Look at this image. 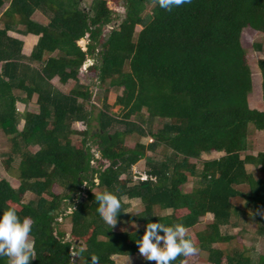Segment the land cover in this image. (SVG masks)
Segmentation results:
<instances>
[{
    "label": "trees",
    "instance_id": "trees-1",
    "mask_svg": "<svg viewBox=\"0 0 264 264\" xmlns=\"http://www.w3.org/2000/svg\"><path fill=\"white\" fill-rule=\"evenodd\" d=\"M83 1L9 0L2 8L0 0V132L9 145L2 163L9 171L17 161L19 180L13 187L0 179V214L15 208L35 222L30 264H91L92 254L117 264L114 256L139 253L149 222L191 229L198 251L174 264H264V253L242 242L250 221L254 237L264 236V149L247 152L251 133L264 130V108L249 106L251 69L240 41L250 27L263 35L253 47L264 50V0H191L171 12L154 0H124L121 17L118 0ZM36 11L46 22L32 18ZM90 58L82 77L95 79L87 84L80 70ZM257 66L264 104V58ZM54 77L73 85L63 91ZM33 96L37 111L17 108ZM159 147L160 159L146 155ZM213 151L222 154L201 158ZM141 159L154 179H132ZM105 190L121 201L123 229L97 212L94 194ZM124 198L142 208L129 213ZM206 214L212 218L202 223ZM67 218L69 236L60 227ZM81 248L73 259L70 249Z\"/></svg>",
    "mask_w": 264,
    "mask_h": 264
},
{
    "label": "clouds",
    "instance_id": "clouds-1",
    "mask_svg": "<svg viewBox=\"0 0 264 264\" xmlns=\"http://www.w3.org/2000/svg\"><path fill=\"white\" fill-rule=\"evenodd\" d=\"M154 2L160 9L171 12L174 8L190 3L191 0H154ZM94 195L99 216L112 228L117 223L118 213L121 212L120 199L107 190L96 192ZM34 223L29 217L21 218L15 208H8L0 214V257L7 258V264H30L36 258L35 242L30 239ZM63 242L70 243V241ZM136 243L140 256L153 264H174L178 257L191 256L198 251L194 242L187 237L185 226L180 222L171 226L160 222H149ZM84 251L83 248L79 251L70 249V254L75 259ZM90 261L91 264H100V259L95 254L90 256ZM181 264L184 262L181 261Z\"/></svg>",
    "mask_w": 264,
    "mask_h": 264
},
{
    "label": "rangeland",
    "instance_id": "rangeland-1",
    "mask_svg": "<svg viewBox=\"0 0 264 264\" xmlns=\"http://www.w3.org/2000/svg\"><path fill=\"white\" fill-rule=\"evenodd\" d=\"M9 0H4V4L2 5V8L6 6V4L8 3ZM87 1L89 0H84V4L86 5ZM123 1L124 0H118V2L116 3V5L114 6V13L116 15H118L119 17L122 16L123 14ZM32 18L36 21L39 22H46L47 18L44 14H42L39 11H36L33 15ZM115 24L111 23L110 25H107L104 29V32L107 34V31L110 30L112 27H114ZM22 38V37H20ZM240 41L241 44L243 46V48L245 49L246 52V58H247V62L250 66L251 69V81H252V90L249 92L248 94V102H249V106L252 108H256L259 110H262L264 108V104H263V100H262V91H261V75L259 72V68L257 66V61L261 58H264V50H256L253 47V43L256 41H260L263 42V35L256 32L255 30H253L250 27H246L242 30L241 33V37H240ZM28 42V40H27ZM93 62V60H87L88 64L89 62ZM82 72L84 73L85 69H81ZM83 75V74H82ZM82 75L80 74V78L83 82L90 84L95 78L93 77H87V78H83ZM52 82L57 85L59 88H61L63 91H68L72 85L73 82L72 81H68L65 84H61L57 77H54ZM21 95H24L21 93ZM35 96L32 97V99L30 100V102L27 104V106H25V104H23L22 102H17V108L22 111L25 108L31 110V111H37V105L35 104ZM119 105H116L112 108V110L114 112H118L119 111ZM23 121H21L19 128H21ZM75 128L78 129H83L85 127V124H83L82 122H75L73 125ZM142 141L145 142H149L148 138H142ZM249 141H250V148L247 151L248 153H253L255 154L258 150H263L264 149V130H259V131H253L251 133V135L249 136ZM96 146H94L92 148V151L94 152ZM9 149V145L7 142V137L0 132V179L1 178H5L6 180H8V182L10 183L11 186L16 187L18 186L19 180H18V173H17V166L16 163L17 161H15L12 166L11 169L9 171H6V169L3 166L2 163V158H3V153L6 152ZM36 147L33 148V150H35ZM222 154V152H206V153H202L201 158L202 159H212V158H217ZM147 156H150L151 158H153V160H158L160 159V147L156 150V152H150L147 151L146 152ZM135 165H138L137 167L139 168H143L145 167V160L141 159L139 160ZM199 165V164H198ZM248 170H253V167L251 165H247ZM193 185V178L189 177L187 182L184 184V189L185 190H189L191 188V186ZM32 197L31 194H26L24 197V200L27 201ZM125 202H128L129 206L127 208V211L129 213H136L138 212L141 208L142 205L139 201V199H127L124 198ZM241 204V203H239ZM66 206H69L68 203L66 205H64V203H62V207L65 208ZM69 209V207H67ZM212 218L211 214H206L204 217L201 218L202 223L210 220ZM61 220V225L60 227L65 230L67 233V236H69V229H70V219L67 218L65 220ZM126 223V220L124 221ZM124 224L122 223H118L114 226V229H123L124 228ZM202 223L200 225H198V227H200L202 225ZM131 226L130 228H136L137 224L134 222L130 223ZM247 230L243 233V239L242 242L246 247L249 246H253L254 247V251L256 253H264V236H258V237H254V235H256L255 233V228H256V222H248V224L246 225ZM187 233L191 231V229H186ZM239 230L238 227L236 228H230V227H223L222 231L224 233H230V234H235L237 231ZM254 234V235H253ZM220 244H218L219 246ZM115 261L117 262V264H142L143 262V258L140 256L139 253L135 254V255H129V256H114ZM195 264H208L207 262H205L203 259H195L194 260Z\"/></svg>",
    "mask_w": 264,
    "mask_h": 264
},
{
    "label": "built area",
    "instance_id": "built-area-1",
    "mask_svg": "<svg viewBox=\"0 0 264 264\" xmlns=\"http://www.w3.org/2000/svg\"><path fill=\"white\" fill-rule=\"evenodd\" d=\"M137 166L138 165L135 164L131 166V174L133 180H147L149 178L154 179V177L146 173V171L143 168H139Z\"/></svg>",
    "mask_w": 264,
    "mask_h": 264
},
{
    "label": "water",
    "instance_id": "water-1",
    "mask_svg": "<svg viewBox=\"0 0 264 264\" xmlns=\"http://www.w3.org/2000/svg\"><path fill=\"white\" fill-rule=\"evenodd\" d=\"M106 36L108 37V33L106 34ZM90 60H93V59H90ZM90 63V62H89ZM87 65H88V62L86 61L85 63H84V65L82 66V69H85L86 67H87ZM80 74L82 75L83 74V72H82V70L80 71ZM107 165H108V163H107ZM61 221V220H60Z\"/></svg>",
    "mask_w": 264,
    "mask_h": 264
},
{
    "label": "crops",
    "instance_id": "crops-1",
    "mask_svg": "<svg viewBox=\"0 0 264 264\" xmlns=\"http://www.w3.org/2000/svg\"><path fill=\"white\" fill-rule=\"evenodd\" d=\"M213 152H215V151H213Z\"/></svg>",
    "mask_w": 264,
    "mask_h": 264
}]
</instances>
